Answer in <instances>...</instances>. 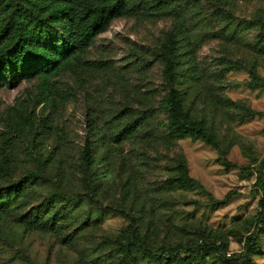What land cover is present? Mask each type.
<instances>
[{"label": "rangeland", "instance_id": "1", "mask_svg": "<svg viewBox=\"0 0 264 264\" xmlns=\"http://www.w3.org/2000/svg\"><path fill=\"white\" fill-rule=\"evenodd\" d=\"M154 1L130 0L135 10L112 20L81 60L50 72L46 83L33 76L0 84V193L41 171L0 212V264H126L116 243L129 221L111 209L132 216L150 248L205 246L212 247L205 264H264L255 171L264 158V0H173L180 15L152 9ZM171 40L180 62L172 86L156 53ZM170 88L218 148L161 127ZM86 145L93 202L81 166ZM181 164L197 185L176 186ZM54 191L81 200L46 208ZM48 208L61 212L56 228L33 225ZM130 263L159 264L136 252Z\"/></svg>", "mask_w": 264, "mask_h": 264}, {"label": "trees", "instance_id": "2", "mask_svg": "<svg viewBox=\"0 0 264 264\" xmlns=\"http://www.w3.org/2000/svg\"><path fill=\"white\" fill-rule=\"evenodd\" d=\"M173 0H156L152 9L164 14L180 15L182 10L173 6ZM130 0H0V84L17 85L20 81L38 76L46 83L47 75L63 68L69 60L79 61L80 55L88 48L95 36L104 31L117 18L135 10ZM264 49V36L261 40ZM165 63L163 79L170 86L174 83V73L180 62L177 57L176 43L167 41L157 52ZM99 66V63H87ZM234 68H241L240 65ZM250 86L257 87V75L250 71ZM161 108L167 114L166 122L161 123L174 139L190 138L200 140L208 145L219 147L214 135L200 121L188 119L184 113L183 103L178 90L170 88L161 100ZM90 123L93 122L91 121ZM2 163L0 162V166ZM93 156L88 145L82 153V172L85 181V196L94 201L96 180L92 170ZM221 165L226 169L235 168L228 160L222 159ZM256 171L257 184L262 191L260 216L264 221V158ZM41 178L37 169L27 176L15 181L8 188L9 193H0V212L5 211L17 195L22 194L34 180ZM180 188H190L198 183L193 180L185 165L178 166V176L174 181ZM81 197H71L54 191L46 200V208L56 201H63L66 206L79 204ZM215 206L224 205L225 201L211 200ZM43 217L35 216L33 225L47 230L56 228L61 212L58 209H46ZM112 211L124 214L129 221L124 240L116 243L119 256L126 264H131L133 253H141L149 260L159 264H205L210 258V248L190 245H178L169 248L153 249L146 246L136 231L132 216L118 209ZM220 249L219 247H217ZM225 249L221 247L220 251Z\"/></svg>", "mask_w": 264, "mask_h": 264}]
</instances>
